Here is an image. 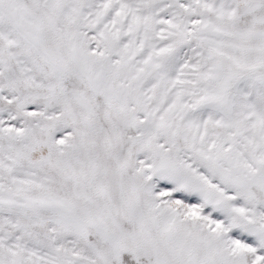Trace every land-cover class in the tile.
I'll return each instance as SVG.
<instances>
[{
    "label": "snow or ice",
    "instance_id": "1",
    "mask_svg": "<svg viewBox=\"0 0 264 264\" xmlns=\"http://www.w3.org/2000/svg\"><path fill=\"white\" fill-rule=\"evenodd\" d=\"M0 264H264V0H0Z\"/></svg>",
    "mask_w": 264,
    "mask_h": 264
}]
</instances>
